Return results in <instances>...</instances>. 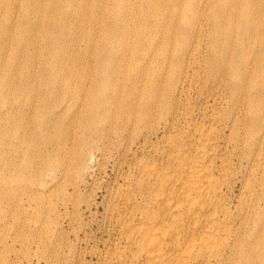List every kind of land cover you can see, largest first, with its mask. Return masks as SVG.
Wrapping results in <instances>:
<instances>
[{"label":"rangeland","instance_id":"obj_1","mask_svg":"<svg viewBox=\"0 0 264 264\" xmlns=\"http://www.w3.org/2000/svg\"><path fill=\"white\" fill-rule=\"evenodd\" d=\"M242 72L264 79V0H0V264H101L121 183L110 125L158 118L148 93L189 74L185 96L219 94L191 118L227 112Z\"/></svg>","mask_w":264,"mask_h":264},{"label":"bare ground","instance_id":"obj_2","mask_svg":"<svg viewBox=\"0 0 264 264\" xmlns=\"http://www.w3.org/2000/svg\"><path fill=\"white\" fill-rule=\"evenodd\" d=\"M192 77L148 93V116L158 118L110 125L122 131L103 155L121 183L109 192L115 251L101 264H264V115L241 105L254 112L248 98L258 93L264 114V79L242 72L229 111L191 118L194 101L219 100L206 82L185 96Z\"/></svg>","mask_w":264,"mask_h":264}]
</instances>
